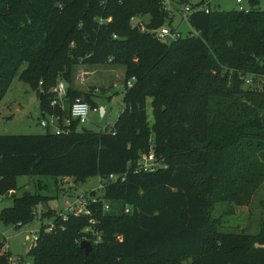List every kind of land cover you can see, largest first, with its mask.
Masks as SVG:
<instances>
[{"label": "trees", "instance_id": "1", "mask_svg": "<svg viewBox=\"0 0 264 264\" xmlns=\"http://www.w3.org/2000/svg\"><path fill=\"white\" fill-rule=\"evenodd\" d=\"M178 2L194 9L191 30L163 41L155 31L173 28L164 0H0V101L18 77L37 91L41 117L72 127L0 134V194L13 197L0 220L21 227L40 214L33 264H264V200L256 234L223 232L213 216L218 203H249L264 180V8L251 0L247 11L206 12L205 0ZM80 64L125 68L123 110L100 131L79 130L71 118L78 96L96 106L93 88L73 87ZM61 81L64 109L51 105ZM152 143L167 167L139 172ZM111 174L118 180L95 191L89 213L53 209L41 193L44 175L79 182ZM20 175L36 190L18 193Z\"/></svg>", "mask_w": 264, "mask_h": 264}, {"label": "rangeland", "instance_id": "2", "mask_svg": "<svg viewBox=\"0 0 264 264\" xmlns=\"http://www.w3.org/2000/svg\"><path fill=\"white\" fill-rule=\"evenodd\" d=\"M172 4L173 28H178L183 36H186L191 30L189 24L183 20L181 7L178 0H168ZM197 3L201 0H190ZM220 2L221 5L218 4ZM251 0H243L237 3L236 0H211L212 10H249ZM256 8H264V0H257ZM144 23L148 17L144 18ZM80 64L75 66V72L78 71ZM102 66V65H101ZM98 67V73L93 75L97 81V87H93L95 108H90L89 119L84 124H79L78 129L86 128L92 131H100L106 126H112L123 110V94L125 91V68L124 66ZM74 72V73H75ZM84 72H77L75 79L83 81ZM76 77V78H75ZM101 82H100V81ZM98 88V90H96ZM90 90V89H89ZM89 90H86L89 92ZM101 105L105 107V115L101 113ZM104 113V112H103ZM148 113L151 122H153V110L151 99H148ZM41 100L36 90L28 83L15 77L7 93L0 101V134H40L45 133L46 129L40 124ZM153 143L151 150H153ZM18 193L29 187L32 191L36 190L33 179L29 175L17 176ZM46 186L41 193L49 196V206L53 209L64 212L69 210V205L74 202L79 203L80 199L89 197L91 191L102 194L100 189V176L95 175L86 181L75 182L74 178L64 180L44 175L39 177ZM12 194V191L10 192ZM89 194V195H88ZM264 200V180L253 193L249 203L244 205H235L229 203H218L215 206L213 216L219 219V229L223 232L245 231L250 234H256L260 231L263 214ZM13 204L11 195L0 194V214L2 210ZM41 208L39 207V213ZM48 220H45V222ZM42 220L40 214L30 223L16 227L12 223H6L0 220V246L3 242V251L8 250L11 254V260L7 264H18L17 259L23 258L24 264H33V257L29 254L32 248L33 236L41 228Z\"/></svg>", "mask_w": 264, "mask_h": 264}, {"label": "built area", "instance_id": "3", "mask_svg": "<svg viewBox=\"0 0 264 264\" xmlns=\"http://www.w3.org/2000/svg\"><path fill=\"white\" fill-rule=\"evenodd\" d=\"M238 3H241L242 0H237ZM210 0H205V4L199 9H205L206 12H210L211 7L208 5ZM164 5L167 10L172 9V4L168 0H164ZM181 13L183 20H185L189 24V15L193 12V8L190 5H184L181 7ZM144 29V25L142 26ZM156 35L163 41H167V37L170 36V40H176L182 36V33L178 28H172L169 26H164L159 30H156ZM247 82L250 83L251 79H247ZM129 86L132 85V81L128 83ZM67 85L64 81L59 82L55 87L52 88V92L55 93L54 98L51 102L52 106H58L62 109L65 108V101L67 96ZM90 104L83 98V97H76L70 105V114L73 120L79 122V124H84L89 119L90 114ZM61 117L59 115H49L47 117H40V124L47 130H52L56 134H64L70 133L72 131V127L69 120H64L61 123ZM167 167V164L163 162L155 153L154 150H151L148 153H143L137 162V171L139 172H155L158 169H164ZM118 175L111 174L107 179L100 180V189H104L105 183L108 181H115L118 180ZM66 178H64L65 180ZM66 181V180H65ZM96 194V193H95ZM90 199H86L85 197L81 198L79 203L74 202L73 204L69 205L68 211H74L77 214L81 213H89L86 205L88 202L93 201L96 202L97 198L96 195L91 196L89 195ZM109 209V204H106L105 210ZM66 211V212H68ZM126 211H129L127 208ZM65 213V212H64ZM49 223V230L52 228L51 221ZM97 235V233H96ZM38 239V233L33 236V243L32 246H35ZM11 260V258H10ZM18 264H24V260L22 257L17 259Z\"/></svg>", "mask_w": 264, "mask_h": 264}, {"label": "crops", "instance_id": "4", "mask_svg": "<svg viewBox=\"0 0 264 264\" xmlns=\"http://www.w3.org/2000/svg\"><path fill=\"white\" fill-rule=\"evenodd\" d=\"M218 1H220V0H218ZM236 2H237V0H236ZM242 2H243V0H242ZM210 4H211V0H210ZM218 4L221 5L220 2H218ZM106 66L109 67V65H106ZM106 66H101V67H106ZM98 67H100V66H90V65H83V66L81 65V66H79L78 67V71L84 72L85 73V76H84V79H83L82 82L75 79V81L73 83V87L75 89H78V90L83 91V92H87L86 90L92 89L93 87H97V81L94 80V79H91V78L94 77L93 75H96L98 73V70H97ZM78 71L75 72L76 77H77V72ZM124 74H125V71H124ZM96 90H98V88H96ZM101 109H102L101 113L103 115H105V110H103V109H105V107L103 105H101ZM42 115H43V112L41 111V114H40L39 117H41ZM68 179H71V178H66L65 180H68ZM10 206H7V207H10Z\"/></svg>", "mask_w": 264, "mask_h": 264}, {"label": "water", "instance_id": "5", "mask_svg": "<svg viewBox=\"0 0 264 264\" xmlns=\"http://www.w3.org/2000/svg\"><path fill=\"white\" fill-rule=\"evenodd\" d=\"M170 40V36L167 37V41ZM92 195H95V191L92 192ZM43 209L48 211V204L47 202L43 203ZM81 248L85 251L86 255H89L93 249L92 243L89 240H83L80 244Z\"/></svg>", "mask_w": 264, "mask_h": 264}]
</instances>
